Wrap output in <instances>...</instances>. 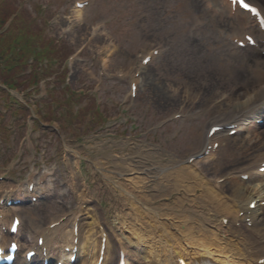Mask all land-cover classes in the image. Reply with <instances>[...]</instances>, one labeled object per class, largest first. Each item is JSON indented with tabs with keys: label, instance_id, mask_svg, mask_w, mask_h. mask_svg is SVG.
Masks as SVG:
<instances>
[{
	"label": "bare ground",
	"instance_id": "bare-ground-1",
	"mask_svg": "<svg viewBox=\"0 0 264 264\" xmlns=\"http://www.w3.org/2000/svg\"><path fill=\"white\" fill-rule=\"evenodd\" d=\"M194 1L204 9L205 17L201 20L196 6L191 13L192 31L203 29L208 16L217 27L216 33L210 31L218 39L230 42L231 36L247 32L258 47L255 56L244 57L247 72L237 71L232 65H221L216 71L207 66L204 73L198 70L193 78H186L181 84L163 87L157 78L152 83L157 87L154 94L165 105L176 100V107L180 103L197 102L204 107L194 114L196 118L210 114L205 130L201 131L200 127L196 131L195 123L188 126L191 141L187 146L191 149L199 147L200 143V149L173 153L163 159L164 149L158 144L138 145L137 148L147 154L134 157L119 154L110 144H91L88 147L92 158L86 157L90 158L87 161L92 175L98 178L94 185L98 198L88 194L89 186L78 168L79 157L85 156L79 153L76 156L73 152L67 165L69 186L78 203L77 214L72 207L54 205L50 198L57 195L65 198L55 192L43 196L44 204L38 201L36 205L28 203L20 207L31 196L49 190V183L41 184V177L33 181L32 172L27 178L33 188L24 196L20 193L21 182H9L0 176L1 242L6 239L7 243L18 236V254L21 255L27 248L37 247L34 243L41 236L42 243L37 248L44 247L48 258H52L63 252L62 246L74 240L76 243L72 242V246L79 248L81 242L88 243L97 253L99 236L106 233L103 264L107 259L116 258V246L125 247L128 264H262L259 260L264 257V204L260 205L259 201L264 199V172L255 174L254 171L264 162V128L248 117L257 111V119H264V113L257 108L264 100V30H260L246 12L236 10L231 15L228 0ZM247 1L256 5L264 17V0ZM187 7L190 6L186 4L182 9L187 11ZM140 23L137 24L139 30ZM220 23H226L231 30H224ZM79 31L80 28L75 29L70 35L76 36ZM144 34L148 40L140 49L149 46L147 49L151 52L160 43H156L155 33L146 30L141 35ZM98 37L103 41L107 39L103 32H99ZM108 41L109 45L103 43L95 50L115 46L112 40ZM112 53L110 51L111 56ZM125 55H128L127 50L117 48L112 57L125 62ZM113 68L114 72L124 73L123 76L126 73L123 68ZM235 124L239 131L229 134ZM211 126H219L220 130L208 136ZM120 143L124 146V142ZM214 143L218 144L217 148L213 147ZM205 145L210 146L207 155L197 158ZM227 145L230 147L225 148ZM152 156H156V160H152ZM243 175H247V179H242ZM107 198L113 207L110 220L100 204ZM14 216L19 219V226L17 235L11 236L8 230H3L9 227ZM76 252V264H94L95 259L88 258L87 251ZM36 262L33 260V264Z\"/></svg>",
	"mask_w": 264,
	"mask_h": 264
},
{
	"label": "rangeland",
	"instance_id": "rangeland-1",
	"mask_svg": "<svg viewBox=\"0 0 264 264\" xmlns=\"http://www.w3.org/2000/svg\"><path fill=\"white\" fill-rule=\"evenodd\" d=\"M73 1L75 0H21L22 3L28 2L29 4L25 6L27 9L20 11V14L24 13V18L18 20L19 30L15 28L13 32L19 33L21 39L24 40L26 37L23 35L32 33L31 28L36 26L39 30L41 29V34L46 41L55 42L56 52L58 54L67 53L68 55L81 47L80 57H82V60L84 59V62L76 63L81 68L78 67V72L73 71L71 76L72 84L77 89L82 88L88 96L91 94L90 88L92 89L94 83L98 82L101 86L100 94L93 93L101 96H99L100 104L102 103L103 107H100V113L104 117L115 119L114 126H116V129H107L105 127L95 132L97 126H91L89 128L91 130L85 131L84 126L74 124V126H64L67 131L64 137L72 135L73 137L70 138H78L82 142H98L104 145L113 144L114 147H117V150L121 146L118 144H121L120 141H123L124 146H121L122 150L120 152L127 156L131 154L133 157L138 154H147V151L137 148L138 145L146 144L147 142L159 144L164 149L163 159L169 158L173 153L193 152L195 148H198L195 146L190 149L187 146L191 141L188 136L189 123H181L178 120L171 123L168 122L164 125L160 124L163 119L177 113L178 110H181L183 113L191 112L194 107L187 109L186 106L182 107L181 103L176 107L178 100L173 102V104L170 103L169 106L168 104L165 105V103L160 101L159 96L154 94L157 87L152 83L157 78V81L163 87L165 85L181 84L186 78H193L198 70L204 73L207 66L209 69L211 68V70L216 71L218 69L217 67H220V63L223 61L221 59H213V56L211 58L206 57L200 59L192 56L194 51H188L189 46H185L182 37L180 35H174L176 32L175 28L177 30L179 29L178 23L174 21L176 17L174 11L172 13L168 11L166 16L161 18L157 15V11H152V13L143 9V3H141L142 6L138 5V9L133 8V3L132 6L129 5L127 11L124 6L128 0H90L91 4L88 7L84 8L80 13H75L73 12ZM15 2L16 0H8L5 8L0 10V15L12 10ZM35 2L38 5L36 7ZM149 9H153L152 6ZM26 14L31 17L30 21L27 19ZM46 20H48V24L45 25ZM139 21H141L139 24L140 30L137 29ZM29 26L32 27L30 28ZM20 27H22L21 30ZM79 28L80 31L76 36L70 35L71 31L78 30ZM146 30L156 34V41L162 40L164 35L170 37L172 40L169 42V52L168 54H163L161 59L154 60L149 66H146L145 75L142 76V83L144 84L139 92H137L136 98L131 104L123 105L121 99L128 90V82L132 78L131 73L133 71L136 72V68L139 65L140 55L138 56V54L147 52V48H149L148 46L146 49H140L144 47L148 40L145 34L144 36L141 35ZM99 32L107 35V39H104L105 42L98 39ZM8 35L12 36L14 41L17 38L13 34L11 35L10 32ZM28 39L29 37L26 40ZM108 40H112L115 46L95 50V47L103 43V45H109L110 41ZM46 41L41 43V45L46 44ZM28 42L26 43L27 45ZM117 48L127 50L128 55H125V62L122 58L116 59L112 57ZM108 50L113 51L112 56L110 53H107ZM42 54L54 56V54L46 50ZM231 58L226 62L227 65H232ZM102 62L103 65H107L105 68L108 72L115 74L116 72L113 71V67H120L124 71H127L126 76L120 80L115 78L113 80L103 79L101 82L96 72L103 66ZM200 62L206 63L201 65ZM245 64H247L246 60L242 59L240 65L247 70L248 66ZM63 65L66 66L64 63ZM70 68L72 69L73 66ZM70 68L66 66L65 71L68 72ZM63 71L64 68L62 69ZM1 93L2 91H0ZM10 104L8 99H0L1 107H7L8 109L3 115L0 112V152L5 150L8 152L11 146H13V143L11 144L12 137L22 132V128H27L26 126H22V124L18 126L17 122H12V115L15 117L18 116L15 114L16 105L11 107ZM88 104L96 114L95 118L99 119V111L95 109L94 101L90 100ZM209 116L210 114L208 113L207 117L209 118ZM88 118L91 117L88 115ZM83 120L84 117H81V119L77 117V119L73 120V123H80ZM203 124L202 119L198 123H195L194 128L196 131ZM6 125H9L8 127L10 129ZM176 127H181L182 132L178 136L179 138L171 139V133ZM117 142L119 143L115 144ZM229 147L228 145L225 146V148ZM61 151L62 147H57L55 152H51L45 158L48 162L56 161L57 164L54 163L53 165L55 168H59L58 178L66 179V174L63 169L64 163L61 160ZM5 156L8 155H2L1 157L4 158ZM152 157H154L152 160H156L155 158H157L156 156ZM18 168L22 170L21 166L17 167L16 170ZM25 172L27 173V168ZM62 181L64 182V180Z\"/></svg>",
	"mask_w": 264,
	"mask_h": 264
},
{
	"label": "snow or ice",
	"instance_id": "snow-or-ice-1",
	"mask_svg": "<svg viewBox=\"0 0 264 264\" xmlns=\"http://www.w3.org/2000/svg\"><path fill=\"white\" fill-rule=\"evenodd\" d=\"M239 2L244 8H248L253 12L257 11L255 8H252L250 4L245 3L244 0H239Z\"/></svg>",
	"mask_w": 264,
	"mask_h": 264
}]
</instances>
